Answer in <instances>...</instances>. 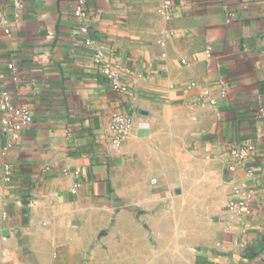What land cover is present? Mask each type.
<instances>
[{"label":"crops","instance_id":"0c3cea01","mask_svg":"<svg viewBox=\"0 0 264 264\" xmlns=\"http://www.w3.org/2000/svg\"><path fill=\"white\" fill-rule=\"evenodd\" d=\"M170 1L86 0L89 47L75 0H0V264H264V0Z\"/></svg>","mask_w":264,"mask_h":264},{"label":"built area","instance_id":"2783aa9c","mask_svg":"<svg viewBox=\"0 0 264 264\" xmlns=\"http://www.w3.org/2000/svg\"><path fill=\"white\" fill-rule=\"evenodd\" d=\"M157 3V10L164 13L166 16H171L173 13V3L170 0H154ZM86 0H75V16L79 23V31L84 36V44L87 46H94V40L89 37L88 24L85 16V6ZM15 7L20 6V0H13ZM91 60L95 68L99 73L106 78L110 83L111 87L119 92H125L127 90L126 85L121 81L118 76L117 71L114 69V66L110 63L105 52L98 48L94 47V51L91 55ZM10 75L16 80L14 74V67L9 65ZM3 74L0 72V110L3 115L1 118V125L4 131L8 135V139L4 149L10 148L13 146L14 142L20 137L21 129L26 126L31 119V114L25 108H21L12 101V91L6 86L3 82ZM194 85V83H192ZM110 130L114 133L112 138V145L117 146L129 133L132 128V120L128 116L120 112H114L111 116ZM253 151L252 145L245 146H236L231 149L232 160L228 166L230 171H234L236 166L247 160L249 154ZM0 167L4 170L6 179H9L11 175V165L8 163H3L0 161ZM248 174H252L251 169H247ZM241 205V204H240ZM230 208H234L235 204L230 202L228 204Z\"/></svg>","mask_w":264,"mask_h":264}]
</instances>
